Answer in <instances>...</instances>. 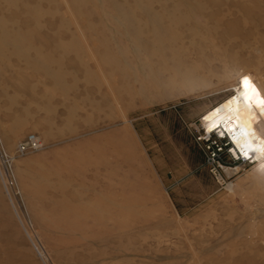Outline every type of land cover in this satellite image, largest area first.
<instances>
[{"label": "rangeland", "instance_id": "374dc122", "mask_svg": "<svg viewBox=\"0 0 264 264\" xmlns=\"http://www.w3.org/2000/svg\"><path fill=\"white\" fill-rule=\"evenodd\" d=\"M196 1L191 18L226 32L239 56L233 73L264 87V0ZM110 2L44 0L54 32L60 17L68 30L0 48V152L15 155L6 166L0 154V264H264V177L222 139L219 179L206 157L201 119L227 81L191 89L172 61L135 54ZM15 37L0 30V44ZM59 41L76 51L60 56ZM34 47L59 59L64 90L32 67ZM30 133L43 148L17 155Z\"/></svg>", "mask_w": 264, "mask_h": 264}, {"label": "bare ground", "instance_id": "6f19581e", "mask_svg": "<svg viewBox=\"0 0 264 264\" xmlns=\"http://www.w3.org/2000/svg\"><path fill=\"white\" fill-rule=\"evenodd\" d=\"M43 1L0 0V14L2 15H0V30L3 33L14 32L21 35L18 40L15 37L16 43H12L9 39H3L0 48L13 47L15 44L21 46L24 42H30L29 35L39 36L43 43L51 44L57 40L55 35L68 30L66 19L58 17V29L54 32V28H56H53L55 24L54 10L41 8L39 4H43ZM111 1L110 3L113 4L117 13L116 29L120 32L121 37L129 40L130 48L135 54H141L150 61H156L161 68L165 69H168L167 61H172L173 72L183 82H187L191 89L199 84L203 86L209 84L213 78L217 81H227L223 86L224 92H228V95L205 113L201 119L202 125L209 133L218 129L221 135L227 132L233 144L232 152L236 156L243 155V157L251 158L252 162L256 163L253 168L255 177H264V151H252V148L259 149L264 146V115L260 114V109L255 101H253V107L249 109L247 102L243 99L241 80L243 77H247L262 97H264V87L260 86L261 84L259 85L245 69H239L233 73L232 66L237 63L239 56L229 48L230 43L226 32L212 31L211 28L208 29L207 26L191 18L188 11L192 4L199 6L196 0ZM72 2L76 6L84 7L87 0H72ZM6 16L8 19H17L15 23L19 25L11 28V23L8 22ZM202 30H206V32L203 33ZM71 44L58 42L56 47L61 53L60 56H64L70 50L76 51L75 46ZM54 51L57 52L55 49ZM33 52L34 57L30 61L32 67L42 72L53 82L54 86L64 90L66 87L64 74L52 67L60 62L59 59L55 58L52 52L41 51L38 47H34ZM111 53L108 50L105 58L108 61L114 60V66L120 67L124 63V59L116 52H114V56ZM74 56L77 59V55ZM202 64L206 68L202 67ZM152 72H155V69ZM250 144L251 148H249ZM245 152L248 155H245ZM9 157L10 160H15V155ZM237 170L236 168L235 171ZM227 187L230 192L233 191V188L235 190L233 184H228Z\"/></svg>", "mask_w": 264, "mask_h": 264}, {"label": "built area", "instance_id": "2783aa9c", "mask_svg": "<svg viewBox=\"0 0 264 264\" xmlns=\"http://www.w3.org/2000/svg\"><path fill=\"white\" fill-rule=\"evenodd\" d=\"M208 135L206 142L208 143L207 145V150H206V157L211 165L214 166V171L213 174L215 175L216 179H219L221 177L219 169L215 166V164L218 165L220 169H222V164L224 163V158L222 157V149H221V144L219 145L217 140H221V133L219 131H213V132H208L206 133ZM43 148V143L41 141V138L35 134V133H30L28 134L22 141L17 146V151L16 154L19 156H23L29 152H35L38 150H41ZM2 159H5V164L9 162L8 159L10 157L7 155V153L4 151L0 152ZM236 161H238L241 164H247L252 162L251 158H246L243 157V155H238L236 156ZM7 166V164H6ZM7 168V167H6Z\"/></svg>", "mask_w": 264, "mask_h": 264}, {"label": "snow or ice", "instance_id": "6c2138e0", "mask_svg": "<svg viewBox=\"0 0 264 264\" xmlns=\"http://www.w3.org/2000/svg\"><path fill=\"white\" fill-rule=\"evenodd\" d=\"M241 87L243 89V99L247 102L249 109L253 107V101H255L256 105L260 109V114L264 115V97H262L260 93L255 89V87L251 85L247 77L242 78ZM251 147L252 146L250 144L249 148ZM257 150L264 151V146H261L259 149L252 148V151H257ZM244 154L248 155L247 152H245Z\"/></svg>", "mask_w": 264, "mask_h": 264}]
</instances>
